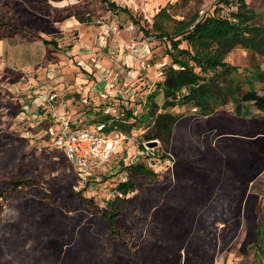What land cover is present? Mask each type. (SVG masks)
Here are the masks:
<instances>
[{"label": "rangeland", "instance_id": "obj_1", "mask_svg": "<svg viewBox=\"0 0 264 264\" xmlns=\"http://www.w3.org/2000/svg\"><path fill=\"white\" fill-rule=\"evenodd\" d=\"M107 1L118 8L101 0H0V179L35 180L39 188L53 192L74 223L79 210L90 218L107 207L116 184L126 178L122 163L142 160L154 171L153 180L137 179L142 188L126 194L130 201L122 220L128 225L135 215L133 227L111 234L81 220L74 243L61 249L59 264H264V110L251 105L250 115L237 118L230 103L225 112L210 117L197 116L187 106L174 108L184 116L167 155L158 140L146 147L143 132L134 129L109 161L85 173L76 172L62 153L46 145L45 129L57 128L56 115L70 116L92 130L97 110L88 102H108L119 91L128 96L142 80L146 87L153 85L169 61L168 41L155 37L151 28L160 9L165 8L164 29L172 31L197 15L221 8L226 16L237 8L236 0L227 5L219 0ZM245 2L254 13L252 23L264 26V0ZM51 39L57 46L43 41ZM224 61L242 79L254 70L264 73V55L239 46ZM251 80L256 92L264 94V80ZM50 94L57 98L48 105ZM32 186L4 189L0 235L17 214L8 199ZM150 188L157 191L148 193ZM79 190L86 204L72 195ZM37 232L38 238L43 231ZM2 260L19 262L17 255H0ZM36 264L45 263L38 258Z\"/></svg>", "mask_w": 264, "mask_h": 264}, {"label": "trees", "instance_id": "obj_2", "mask_svg": "<svg viewBox=\"0 0 264 264\" xmlns=\"http://www.w3.org/2000/svg\"><path fill=\"white\" fill-rule=\"evenodd\" d=\"M101 1L108 8H118L114 2ZM219 1L226 5L230 3L229 0ZM236 2V10L226 16L221 14V8H218L213 14L193 17L188 24L180 22L172 31L164 29L161 19L164 17L165 8L160 9L152 17L151 28L155 37L165 38L168 41L169 47L166 48L165 53L169 61L163 65L157 80L150 87H146L142 80L133 95L129 94L125 98L115 96L108 102L100 98L95 103L88 102V105H94L92 108L97 110L94 112V118L90 120L93 125L92 130L97 125L104 124L105 132L119 131L128 138L133 134L134 129L141 130L142 143L158 140L163 146L162 150L165 153L163 156H165L173 143L174 128L184 116L182 112H174V108L187 106L200 117H210L218 112H225V106L229 103L233 115L237 118L250 115L248 108L251 105L263 111L264 94L256 92L251 78L264 80V73L254 70V75L252 73L250 77L242 79L236 67L224 61L225 56L238 46L253 55H264V26L252 23L254 13L248 8L245 0H236ZM133 21L138 24L137 21ZM139 28L147 35L150 34L144 26ZM43 41L57 46L56 40ZM183 43L186 45L181 46ZM243 83L247 88L242 87ZM159 95L160 101L157 100ZM108 106L115 107V115L104 113ZM78 125L77 122V125L74 123L72 127ZM139 147L145 148L141 144ZM120 170L126 172V178L116 184L114 188L116 195L107 202V207L94 213L90 218L84 211L79 210L74 223L69 220L57 199L52 196L53 192H45L36 185L35 180L0 179V197L7 187L18 189L33 184L24 195L8 199L9 202H14L17 214L14 220L7 222L9 230L4 227L3 236L0 235V255L2 257L9 255V258L17 255L18 264H36L38 258L45 264H59L61 249L74 243L77 238L76 224L83 219L96 227L97 232H101L104 228L111 234L120 232L124 234L127 229L133 227L132 219L134 221L136 219V216L132 215L128 225L122 220L125 215V205L130 201L126 194L142 188L143 182L137 179L153 180L155 173L142 160L126 166L122 163ZM149 190L148 193H152L156 189ZM72 195L79 203H87L81 190L73 192ZM154 197L152 196V200L157 202ZM164 206L168 210L176 211L173 205ZM40 229L43 232L37 238L35 234ZM86 234L91 239L97 240L93 233L87 231ZM8 249L13 251L12 255L8 254ZM0 264L13 263L2 260Z\"/></svg>", "mask_w": 264, "mask_h": 264}, {"label": "built area", "instance_id": "obj_3", "mask_svg": "<svg viewBox=\"0 0 264 264\" xmlns=\"http://www.w3.org/2000/svg\"><path fill=\"white\" fill-rule=\"evenodd\" d=\"M140 67L145 68V62L142 61ZM129 79H125L124 85L129 83ZM119 96L126 97L121 91H119ZM56 98L55 94H50L46 102L49 105L56 101ZM104 113L115 115L116 109L114 106H108ZM55 119L57 128L54 125H47L45 129L48 137L46 145L62 153L70 166L78 173H85L109 161L122 142L128 139L119 131L105 132L104 124H99L94 130H89L78 126L72 127V124L77 125V122L65 115H56Z\"/></svg>", "mask_w": 264, "mask_h": 264}, {"label": "crops", "instance_id": "obj_4", "mask_svg": "<svg viewBox=\"0 0 264 264\" xmlns=\"http://www.w3.org/2000/svg\"><path fill=\"white\" fill-rule=\"evenodd\" d=\"M134 89L136 90V89H138V88L135 87ZM132 90H133V89H132ZM132 90H131V91H132ZM133 91H134V90H133ZM133 91H132V93L130 92V94L133 95V93H135V92H133ZM115 95H118L117 92H115ZM125 96H126V95H125ZM84 101H86V99H85ZM59 106H62V107L65 108V104L63 103V101L60 102V105H59ZM66 112H67V111H66ZM66 114H67V113H66ZM67 115L69 116V114H67ZM69 117H70V116H69ZM51 118H53V117H51ZM44 119H45V118H44ZM50 121H51V119H50ZM54 121H56V119H54ZM54 121H52V122H54ZM48 124H49V123H48ZM58 127H59V125H58ZM42 131H43V130H42Z\"/></svg>", "mask_w": 264, "mask_h": 264}, {"label": "water", "instance_id": "obj_5", "mask_svg": "<svg viewBox=\"0 0 264 264\" xmlns=\"http://www.w3.org/2000/svg\"><path fill=\"white\" fill-rule=\"evenodd\" d=\"M156 144H157V141L156 140H151V141L146 142L145 146L146 147L147 146L154 147V146H156Z\"/></svg>", "mask_w": 264, "mask_h": 264}]
</instances>
